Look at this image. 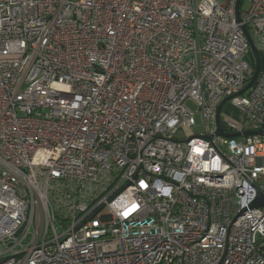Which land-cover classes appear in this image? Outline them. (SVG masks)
I'll list each match as a JSON object with an SVG mask.
<instances>
[{
	"label": "built area",
	"instance_id": "1",
	"mask_svg": "<svg viewBox=\"0 0 264 264\" xmlns=\"http://www.w3.org/2000/svg\"><path fill=\"white\" fill-rule=\"evenodd\" d=\"M243 2L0 0V264H264Z\"/></svg>",
	"mask_w": 264,
	"mask_h": 264
},
{
	"label": "water",
	"instance_id": "2",
	"mask_svg": "<svg viewBox=\"0 0 264 264\" xmlns=\"http://www.w3.org/2000/svg\"><path fill=\"white\" fill-rule=\"evenodd\" d=\"M245 30V33L248 37V40H249V43L251 45V48H252V51L251 53L249 54L248 56V60L250 62V64L255 67V72L253 74V77L251 78V80L249 81V83L239 92V94H243L246 90H248L253 84L254 82L256 81L257 77H258V74L260 72V56H259V52L258 50L256 49V46L247 30V28L245 27L244 28ZM230 98L227 97L226 99H224L222 101V103L219 105L218 107V111H217V134L219 135H223L225 137H232V136H235V134H232V133H227L224 131L222 125H221V119H220V116H221V111H222V108L224 106V104L229 100ZM246 133H252L251 131H246ZM256 133H260V134H264V131L261 130V131H257ZM261 204H264V196L263 194L259 193V196L257 198V200L255 201L254 205L253 206H259Z\"/></svg>",
	"mask_w": 264,
	"mask_h": 264
},
{
	"label": "rangeland",
	"instance_id": "3",
	"mask_svg": "<svg viewBox=\"0 0 264 264\" xmlns=\"http://www.w3.org/2000/svg\"><path fill=\"white\" fill-rule=\"evenodd\" d=\"M248 4H249L248 0H244V2H243V6H244V8H247V7H248ZM188 105H189V107H190L193 111H195V119H196L197 124H198V125H201V124H202V118H201V114H200V112L198 111L197 106H196L194 103H192V102H188ZM222 113H223V115H224V114H227V115L231 116L232 118H234V117H239V116H238L239 113H238L237 109H235V108L231 105L230 102H227V103H226V105H225L224 108H223ZM179 136H180V137H185V135H184V134H181V133L179 134Z\"/></svg>",
	"mask_w": 264,
	"mask_h": 264
}]
</instances>
